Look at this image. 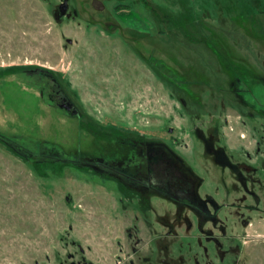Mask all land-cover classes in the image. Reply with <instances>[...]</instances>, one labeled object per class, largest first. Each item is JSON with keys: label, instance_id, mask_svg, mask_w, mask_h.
<instances>
[{"label": "rangeland", "instance_id": "374dc122", "mask_svg": "<svg viewBox=\"0 0 264 264\" xmlns=\"http://www.w3.org/2000/svg\"><path fill=\"white\" fill-rule=\"evenodd\" d=\"M63 1L0 0V264H155L147 240L125 242L134 205L112 201L82 165L131 150L122 136L185 155L188 131L212 119L256 156L264 0H66L59 20ZM41 70L79 118L43 96ZM238 232L237 264H264V214Z\"/></svg>", "mask_w": 264, "mask_h": 264}, {"label": "flooded vegetation", "instance_id": "af4514ba", "mask_svg": "<svg viewBox=\"0 0 264 264\" xmlns=\"http://www.w3.org/2000/svg\"><path fill=\"white\" fill-rule=\"evenodd\" d=\"M62 11L58 7V18ZM68 11L67 7L62 18ZM236 70L221 66L223 74H239ZM38 74L52 84L43 96L67 115L79 118L76 105L56 80L45 71ZM238 78L229 85L241 96L240 91L247 89L237 87ZM248 117L253 119L252 114ZM212 121L188 131L190 151L185 155L169 146L132 142L122 136L131 150L107 157L97 152L95 158L80 163L109 183L105 185L112 201L134 205L135 231L128 230L125 242L131 237L139 243L147 240L144 258L155 264H237L243 242L238 228L250 226L253 214H264V136L258 135L255 120H249L258 149L253 156L230 145L225 119ZM207 182L215 189L207 190Z\"/></svg>", "mask_w": 264, "mask_h": 264}, {"label": "water", "instance_id": "95a60500", "mask_svg": "<svg viewBox=\"0 0 264 264\" xmlns=\"http://www.w3.org/2000/svg\"><path fill=\"white\" fill-rule=\"evenodd\" d=\"M67 7H68V4H67V1L65 0L64 2H63V4H61L60 6H59V9L61 8L63 11L61 12V14H60V16L61 17H57V19H61L62 18V15L64 14V12L67 10Z\"/></svg>", "mask_w": 264, "mask_h": 264}, {"label": "trees", "instance_id": "16d2710c", "mask_svg": "<svg viewBox=\"0 0 264 264\" xmlns=\"http://www.w3.org/2000/svg\"><path fill=\"white\" fill-rule=\"evenodd\" d=\"M120 7H122V5H118L116 8L118 9V8H120Z\"/></svg>", "mask_w": 264, "mask_h": 264}]
</instances>
